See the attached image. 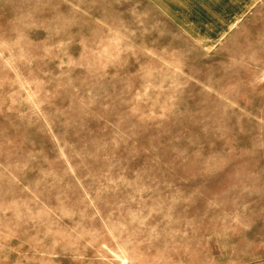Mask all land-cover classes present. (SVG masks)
Segmentation results:
<instances>
[{
	"label": "rangeland",
	"instance_id": "1",
	"mask_svg": "<svg viewBox=\"0 0 264 264\" xmlns=\"http://www.w3.org/2000/svg\"><path fill=\"white\" fill-rule=\"evenodd\" d=\"M209 6L0 0V264L264 255V12Z\"/></svg>",
	"mask_w": 264,
	"mask_h": 264
},
{
	"label": "crops",
	"instance_id": "2",
	"mask_svg": "<svg viewBox=\"0 0 264 264\" xmlns=\"http://www.w3.org/2000/svg\"><path fill=\"white\" fill-rule=\"evenodd\" d=\"M192 3L194 0H190ZM210 3L209 10H215L214 17L216 18L215 22L210 23L211 28L221 27L224 28L226 26V19L222 20L221 13L224 11H229L227 15L228 21H235V24L231 26H237L240 24V21L244 19L246 16L248 18H257L258 12H264V0H207ZM206 2V1H205ZM197 8V6H196ZM220 12V13H219ZM211 33L213 32L210 30ZM222 33V32H221ZM220 33V34H221ZM222 36V35H221ZM246 260V264H264L263 258L264 255H260L258 257H251L252 260L249 259L248 256H243Z\"/></svg>",
	"mask_w": 264,
	"mask_h": 264
}]
</instances>
